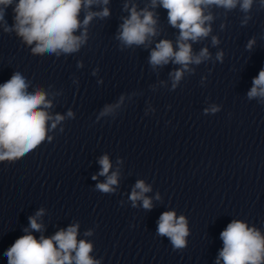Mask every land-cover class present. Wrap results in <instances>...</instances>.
Listing matches in <instances>:
<instances>
[{
  "label": "clouds",
  "instance_id": "9594fccd",
  "mask_svg": "<svg viewBox=\"0 0 264 264\" xmlns=\"http://www.w3.org/2000/svg\"><path fill=\"white\" fill-rule=\"evenodd\" d=\"M109 0H18L13 8L14 23L11 28L6 26V9L13 4V0H0V23L5 24L4 31H15L31 48L33 54L44 53L70 54L79 51L81 45L87 41V26L94 17L109 16V9L103 7L100 12L88 11L83 21L79 15L84 8H91L93 4L107 5ZM264 7V0H260ZM152 6L161 5L167 10L169 24L179 29L177 48L174 50L170 40H161L150 53L149 63L155 68L168 64L170 61L181 65L172 74L173 88L181 80L184 71L189 70L191 63L200 64L209 58L207 48L193 55L192 45L211 32L210 24L213 19L205 9L209 6L222 7L231 10L240 6L243 12L251 9L253 0H151ZM157 21L154 13L147 8L137 11L135 7L120 26L118 39L127 47L144 45L149 37L156 35ZM83 27L80 35L76 31ZM213 44L219 41L212 37ZM254 40H250L247 47L251 49ZM223 53H217V59L222 60ZM28 84L19 73H13L11 78L0 84V161H12L23 157L36 149L46 138L47 122L52 119L44 110L51 107L43 90L32 93L27 91ZM248 98H264V68L253 78L252 87L247 93ZM111 111L107 106L103 114ZM208 111L207 109L205 110ZM212 112L218 111L216 107ZM72 116V112H68ZM64 117L57 115L55 121ZM52 128L56 123H52ZM48 139H51L50 137ZM100 176H106V182L98 183L96 188L104 193L112 192L117 184V173L108 175L111 163L107 155L99 159ZM97 177L93 176L95 180ZM137 189L139 191H137ZM151 191L150 186L143 181H137L131 192L130 199L135 202L142 200L143 208L151 209V199L145 193ZM159 199V195H157ZM43 214V209L35 216L29 217L31 229L39 232L42 225L37 217ZM28 233V230H24ZM78 225L69 226L66 230L57 231L53 236L37 239L31 233L22 235L4 252L8 264H99L90 256L92 244L85 240H77ZM157 233L167 236L175 248L185 246L188 235L187 221L183 216L176 217L174 211L163 212L158 221ZM90 235L91 233H87ZM223 248L219 252L216 264H264V236L255 228H249L246 223L234 220L220 233ZM74 253V255H73Z\"/></svg>",
  "mask_w": 264,
  "mask_h": 264
}]
</instances>
